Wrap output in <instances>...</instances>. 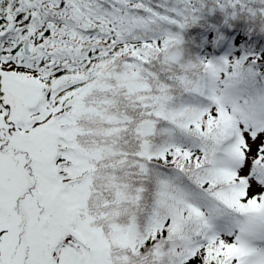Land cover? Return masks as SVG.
Returning a JSON list of instances; mask_svg holds the SVG:
<instances>
[{
	"label": "snow or ice",
	"instance_id": "6c2138e0",
	"mask_svg": "<svg viewBox=\"0 0 264 264\" xmlns=\"http://www.w3.org/2000/svg\"><path fill=\"white\" fill-rule=\"evenodd\" d=\"M0 264H264V0H0Z\"/></svg>",
	"mask_w": 264,
	"mask_h": 264
}]
</instances>
